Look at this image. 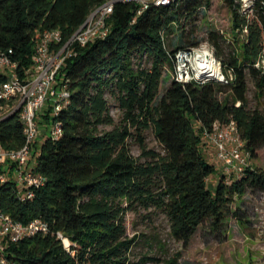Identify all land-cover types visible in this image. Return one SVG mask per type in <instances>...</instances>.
<instances>
[{"label": "trees", "instance_id": "1", "mask_svg": "<svg viewBox=\"0 0 264 264\" xmlns=\"http://www.w3.org/2000/svg\"><path fill=\"white\" fill-rule=\"evenodd\" d=\"M107 1L0 0V49H13L23 74L33 64L44 30L60 29L63 46ZM213 1L151 2L141 14L139 2L118 1L105 37L71 46L58 77L71 92L69 103L54 116L50 101L38 116L42 131L33 146L32 169L44 184L23 200L13 176L15 164H0L2 211L24 224L35 219L49 224L47 233L9 241V259L18 264H131L138 238L128 235L127 215L152 208L167 216L171 235L187 249L201 226L224 229L236 197L250 188L264 190V171L254 165L264 147V110L259 101L250 107L248 97L251 76L257 98H264V67L257 66L264 59V0H252L249 7L243 0H225L234 29L245 36L233 41L227 59H220L232 81L182 84L174 78L161 93L171 79L164 68H175L176 52L199 46L185 39L187 22ZM144 58L150 65H144ZM113 107L121 111L118 124ZM231 120L252 158L241 176L220 171L204 151V131L216 121ZM55 122L63 130L58 139L51 135ZM24 128L20 110L0 115L2 145L22 147ZM149 128L163 152L148 147ZM132 139L140 146L139 157L132 153ZM181 255L169 264H177Z\"/></svg>", "mask_w": 264, "mask_h": 264}, {"label": "built area", "instance_id": "2", "mask_svg": "<svg viewBox=\"0 0 264 264\" xmlns=\"http://www.w3.org/2000/svg\"><path fill=\"white\" fill-rule=\"evenodd\" d=\"M118 1L139 2L141 7L138 13L141 14L151 2L168 5L174 0H109L96 7L63 46H60L63 40L62 31L46 29L36 43L32 66L25 69L23 74L19 70L18 62L12 58L13 49H0V115L20 110L26 136L24 145L19 149L8 150L0 142V164H15L16 180L23 200L34 197V189L45 181L42 175L27 166L34 143L42 131L38 122L40 112L51 101L54 116H58L69 103L71 92L67 83H61L58 77L66 58L72 55L71 46H85L97 38L105 37L109 32L108 19ZM251 3L252 0H243L244 7H249ZM199 55H204V59H199ZM174 63V78L182 84L193 81L200 84L209 81L229 83L234 78L233 74L227 75L224 72L220 58L208 45L177 51ZM257 66L264 67V59ZM62 134L61 123L55 122L51 128L52 137L58 139ZM203 142L213 147L216 159L225 174L241 176L252 165L251 153L246 149V142L234 120L227 123L216 121L211 129L204 131ZM1 180L5 181V176ZM48 231L49 224L44 220L35 219L24 224L13 220L0 207V264H18L6 256L9 241H19L38 232ZM60 237H63L61 233ZM64 240L69 243L67 239Z\"/></svg>", "mask_w": 264, "mask_h": 264}, {"label": "rangeland", "instance_id": "3", "mask_svg": "<svg viewBox=\"0 0 264 264\" xmlns=\"http://www.w3.org/2000/svg\"><path fill=\"white\" fill-rule=\"evenodd\" d=\"M247 12L252 14V11ZM185 37L188 41H199V45H208L220 59H227L234 47L233 41L245 36L234 29V18L225 0H214L211 7L201 10L196 20L187 22ZM216 42L220 43L219 48ZM218 49L222 56L218 55ZM143 62L150 65L145 58ZM166 75H170L171 79L163 83L161 93L174 80V69L165 67ZM248 83L250 107L259 101L264 110V98H257L256 85L251 76ZM112 113L118 124L121 111L113 107ZM145 137L149 148L163 152L152 128L145 131ZM131 148L135 156H141L136 139L131 140ZM204 151L209 161L220 170L221 164L216 159L213 147L205 144ZM34 162L35 156L32 154L28 166L32 167ZM254 165L264 171V147ZM217 178L218 175L212 176L210 184H215ZM232 210L234 213L230 214L223 230L213 231L208 223L201 226L187 249L171 235L169 219L163 212L154 208L130 212L126 218L128 235L138 238L130 252L131 264H169L179 251H182V255L177 264H264V190L250 188L243 196L236 197Z\"/></svg>", "mask_w": 264, "mask_h": 264}, {"label": "crops", "instance_id": "4", "mask_svg": "<svg viewBox=\"0 0 264 264\" xmlns=\"http://www.w3.org/2000/svg\"><path fill=\"white\" fill-rule=\"evenodd\" d=\"M34 165H35V163H34ZM34 165H33L32 167H29V166H27V167H29V168H33ZM15 175H16V171H15V169H14V176H15Z\"/></svg>", "mask_w": 264, "mask_h": 264}, {"label": "water", "instance_id": "5", "mask_svg": "<svg viewBox=\"0 0 264 264\" xmlns=\"http://www.w3.org/2000/svg\"><path fill=\"white\" fill-rule=\"evenodd\" d=\"M199 59H204V55H199Z\"/></svg>", "mask_w": 264, "mask_h": 264}]
</instances>
